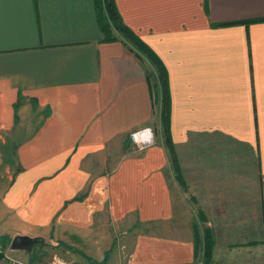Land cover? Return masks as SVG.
Instances as JSON below:
<instances>
[{"label":"crops","instance_id":"obj_1","mask_svg":"<svg viewBox=\"0 0 264 264\" xmlns=\"http://www.w3.org/2000/svg\"><path fill=\"white\" fill-rule=\"evenodd\" d=\"M116 3L142 49L104 40L94 0H0L4 252L196 264L209 231L215 258L264 261V0Z\"/></svg>","mask_w":264,"mask_h":264},{"label":"rangeland","instance_id":"obj_2","mask_svg":"<svg viewBox=\"0 0 264 264\" xmlns=\"http://www.w3.org/2000/svg\"><path fill=\"white\" fill-rule=\"evenodd\" d=\"M115 33L117 34V32H115ZM158 95H159V93L156 90L155 96H157L156 97V104L157 105H156L155 114L153 116V120L151 122V125L149 126L156 133L155 142L151 146L146 147L143 151H139L137 149L136 145L133 144V146H134V151L133 152L134 153L147 152V150L150 147H152L153 145H157V123L159 121L158 119H160V118L163 119V116H164V113L160 114V109L163 108V102L161 103L159 101L160 99L162 100L164 95L160 96V98L158 97ZM208 229H210V228H208ZM199 232H201V231H199ZM205 235H206V232L204 231V234L200 235L201 238H199V242L198 243L200 245L198 247L199 248V253H198V259H197L196 264H228L222 258H215V256H214L215 241H214L213 248H211V251H210L211 254L207 255L208 250L206 251L207 241L205 240ZM10 246L12 247V243L10 244ZM32 250H33V248H32ZM48 253H49L48 258H52L53 261L58 262L60 264H92V263H95V261H97V258H92L90 260L88 259V261H84V259L78 257L75 254H72L71 252H68L67 250H65L61 246L51 247L48 250ZM245 255H246L245 259H243L244 263H242V264H264V261H257V259H259L260 256L256 255V253H253L252 251L250 253L245 254ZM44 258L46 259L45 256H44Z\"/></svg>","mask_w":264,"mask_h":264},{"label":"trees","instance_id":"obj_3","mask_svg":"<svg viewBox=\"0 0 264 264\" xmlns=\"http://www.w3.org/2000/svg\"><path fill=\"white\" fill-rule=\"evenodd\" d=\"M95 8L97 12V18L104 34V40L112 41L118 39L121 36L124 40L131 43L138 49H142L143 45L139 41V36L127 25L125 24L119 9L117 7L116 0H94ZM207 1H206V9ZM117 32L118 34H116ZM160 82L162 92L164 94L168 93V81L164 74L160 75ZM205 240L207 241L206 251L211 254V248H213L214 241L212 235L207 231L205 235Z\"/></svg>","mask_w":264,"mask_h":264},{"label":"clouds","instance_id":"obj_4","mask_svg":"<svg viewBox=\"0 0 264 264\" xmlns=\"http://www.w3.org/2000/svg\"><path fill=\"white\" fill-rule=\"evenodd\" d=\"M156 133L151 127L141 128L131 133V140L139 151L151 146L155 142Z\"/></svg>","mask_w":264,"mask_h":264},{"label":"water","instance_id":"obj_5","mask_svg":"<svg viewBox=\"0 0 264 264\" xmlns=\"http://www.w3.org/2000/svg\"><path fill=\"white\" fill-rule=\"evenodd\" d=\"M40 242H41V239H38V238H32L29 236L18 235L12 241V248L13 249H24L27 251H31L33 246L36 243H40Z\"/></svg>","mask_w":264,"mask_h":264},{"label":"built area","instance_id":"obj_6","mask_svg":"<svg viewBox=\"0 0 264 264\" xmlns=\"http://www.w3.org/2000/svg\"><path fill=\"white\" fill-rule=\"evenodd\" d=\"M0 255H3L5 257V260L11 264H30L24 260H21V259H18L16 257H13L11 255H8L7 253L4 252L1 245H0Z\"/></svg>","mask_w":264,"mask_h":264}]
</instances>
